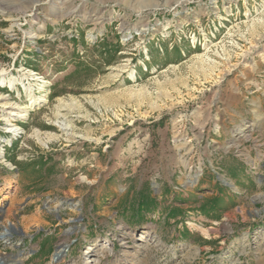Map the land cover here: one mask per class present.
Instances as JSON below:
<instances>
[{
  "label": "rangeland",
  "instance_id": "obj_1",
  "mask_svg": "<svg viewBox=\"0 0 264 264\" xmlns=\"http://www.w3.org/2000/svg\"><path fill=\"white\" fill-rule=\"evenodd\" d=\"M0 7V264H264V0Z\"/></svg>",
  "mask_w": 264,
  "mask_h": 264
},
{
  "label": "trees",
  "instance_id": "obj_2",
  "mask_svg": "<svg viewBox=\"0 0 264 264\" xmlns=\"http://www.w3.org/2000/svg\"><path fill=\"white\" fill-rule=\"evenodd\" d=\"M140 196L139 200L136 202L134 207H130L129 209H124L123 214H129L127 212L130 211L131 217H138L140 220L143 221L145 219V212L152 211V205L154 204V200H152L148 194H143Z\"/></svg>",
  "mask_w": 264,
  "mask_h": 264
},
{
  "label": "bare ground",
  "instance_id": "obj_3",
  "mask_svg": "<svg viewBox=\"0 0 264 264\" xmlns=\"http://www.w3.org/2000/svg\"><path fill=\"white\" fill-rule=\"evenodd\" d=\"M4 9L2 8V7H0V11L2 12ZM60 13H62V17L63 16H65V17H68V16H76V15H78L77 14V10L76 9H74V10H71V11H61ZM61 17V18H62ZM63 19V18H62ZM5 233V232H4ZM2 236V235H1ZM65 247L66 246H63V248H60L59 250H58V252H57V255L58 254H61L62 252H63V250H65Z\"/></svg>",
  "mask_w": 264,
  "mask_h": 264
}]
</instances>
